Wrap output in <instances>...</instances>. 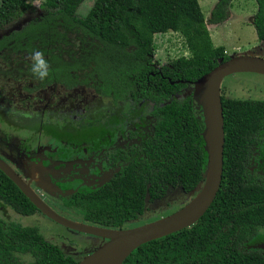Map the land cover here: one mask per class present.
Here are the masks:
<instances>
[{"label": "trees", "instance_id": "16d2710c", "mask_svg": "<svg viewBox=\"0 0 264 264\" xmlns=\"http://www.w3.org/2000/svg\"><path fill=\"white\" fill-rule=\"evenodd\" d=\"M81 1L42 0L34 6L0 0V29L34 13L19 28L0 35V77L24 80L29 96L56 91L72 103L86 99L88 89L91 98L106 97L118 105L124 118L139 102L151 103V132L130 147L126 164L102 187L63 200L83 223L122 228L143 213L146 200L174 187L189 192L201 180L203 125L191 94L180 91L228 58L222 46L212 45L206 24L221 23L232 0H215L206 19L197 0H93L78 16ZM254 1L250 23L264 44V0ZM168 30L182 35L190 56L155 68L153 34ZM34 51H41L50 66L43 80L31 72ZM220 99L224 140L214 198L192 225L139 245L124 264H264V250L252 248L264 242L258 234L264 227V183L253 181L246 168L249 145L264 127V99ZM76 116L81 118L80 112ZM102 118L98 114L89 125ZM107 156L113 165L125 153L113 150ZM0 205L24 217L36 211L1 171ZM21 255L31 257L29 264L77 261L44 239L37 226L0 218V264H20Z\"/></svg>", "mask_w": 264, "mask_h": 264}, {"label": "rangeland", "instance_id": "374dc122", "mask_svg": "<svg viewBox=\"0 0 264 264\" xmlns=\"http://www.w3.org/2000/svg\"><path fill=\"white\" fill-rule=\"evenodd\" d=\"M25 1L34 6L42 2V0ZM92 2L93 0H82L76 9V14L83 16ZM197 2L203 17L208 18L209 10L215 0H197ZM255 9L254 0H232L228 15L221 23H216L215 25L206 24L212 44L222 46L228 56L246 53L263 57L264 45L257 41L253 26L249 23ZM33 16V12L24 14L22 19L1 28L0 35L19 28ZM153 46L154 50L151 59L153 65L157 68L167 64L170 59L179 56H190L184 38L177 31L168 30L164 33L153 34ZM24 86L25 81L22 79L19 81L11 77H0V157L21 178L28 182L34 193L53 211L69 220L83 222L84 220L76 210L65 208L62 204L63 198L68 196L72 189L68 185H65V190L58 186V181L55 179L57 170L52 169L54 165L50 161L53 157L51 153L41 151L43 156H45V158L43 157L44 168L42 169L41 161L34 163L32 157H28L23 152L28 151V148L33 149L35 145L41 146L43 150L47 149V147H50L49 143L52 140L48 135L50 132L48 126L39 124L37 120L29 124L18 117L16 110H21L20 106L25 104L29 96ZM191 89L192 87L188 85L187 89L181 94L184 92L188 93ZM219 92L221 96L229 98L264 99V75L248 72L229 74L222 79ZM86 99H92L89 93ZM94 99L97 102L95 103L96 108L101 109L99 116L103 117L100 123V130L103 133L108 132L107 134L112 137L109 140L115 139L116 144L119 143L121 145L126 142L125 138L131 131L141 132V138L151 132L150 125L154 119L150 114V102L144 101L140 103L129 118H124L120 115L118 116L121 108L118 105H114L116 107L112 108L108 98ZM79 100L85 99L81 97ZM106 109L110 111L106 112ZM73 114L77 115L76 112ZM9 132H17V135H11ZM20 163H23V166H20ZM21 168H24V170ZM76 183H78V180ZM201 184L202 179L188 193H182L178 189L169 193V189L166 192L167 195L160 199L146 200L143 213L135 220L125 222L122 228L141 225L174 212L198 192ZM73 185L78 190L74 183ZM0 218L5 221L13 220L21 225L37 226L44 239L56 244L64 254L70 255L75 260H79L95 246L106 240L74 232L49 221L48 218L39 214L29 217L19 216L7 206L0 208ZM258 234L264 236V227L258 229ZM30 260L31 257L29 255L20 256V264H29Z\"/></svg>", "mask_w": 264, "mask_h": 264}, {"label": "water", "instance_id": "95a60500", "mask_svg": "<svg viewBox=\"0 0 264 264\" xmlns=\"http://www.w3.org/2000/svg\"><path fill=\"white\" fill-rule=\"evenodd\" d=\"M264 75V57L246 53L228 56L191 83V98L202 121L203 149L206 153L202 184L198 192L174 212L130 228H109L69 220L48 207L1 157L0 171L46 218L74 232L106 239L74 264H124L123 259L136 247L192 225L207 209L218 189L222 171L223 118L220 99L222 79L233 73ZM263 249L264 242L252 245Z\"/></svg>", "mask_w": 264, "mask_h": 264}, {"label": "flooded vegetation", "instance_id": "af4514ba", "mask_svg": "<svg viewBox=\"0 0 264 264\" xmlns=\"http://www.w3.org/2000/svg\"><path fill=\"white\" fill-rule=\"evenodd\" d=\"M257 41L263 44L262 41ZM187 86L188 85L180 91V94L187 89ZM85 92V95H88L87 91ZM45 93L46 92L41 91L40 96H29V99L27 98L25 104L20 106L21 110H16V112L18 113L20 111L18 117L22 118V121L24 122L30 124L37 120L39 124L48 126L50 130L48 135L49 138L52 139L49 143L50 147L43 150L41 146L35 145L33 149L28 148V151L23 152H25L28 157H32L34 163L41 161L42 169L44 168L43 164L45 158L42 152L51 153L53 157L50 161L54 165V168L52 169L57 170V172L55 171L57 174L55 179L58 181V186L65 190V185H68L69 188L72 189L68 196L63 198L64 200L74 193H86L102 187L116 172L119 171L120 167L124 166L128 159L131 158L128 154L129 149L132 145L139 143L142 135L141 132L131 131L126 136V142L124 144H116L115 139L109 140L112 139V137L107 134L108 132L103 133L100 130V123L102 121L89 125L90 121L92 122L96 119L101 111L100 108H96V99L77 100L72 103L70 100L65 101L66 95L60 96V92H57V94L56 91H52L50 94ZM188 94H190V91L188 93L184 92L181 95ZM191 101L195 110L199 112L198 108L196 109L192 98ZM142 102L144 101L139 102L137 105ZM111 106L112 108L116 107L113 105ZM108 110L109 109H106L105 111L109 112L110 110ZM74 112L77 114L80 112L82 119L74 115ZM133 112L134 110L130 113V116ZM120 113H118V116H121ZM76 119H81V123L80 121L78 122L80 123L79 125L76 122ZM63 120L64 122L68 121L67 123H64ZM9 133L14 136L17 135V132ZM18 143L21 144L20 142ZM113 150H122L125 153V157H118L112 165L108 161L109 158L107 154L109 151ZM247 159L246 168L251 179L259 184L264 183V127L256 135L254 142L249 145ZM20 166H23V163H20ZM22 170H24V168ZM22 179L25 181L24 178ZM77 180L78 183H76ZM101 181L102 183L100 184ZM73 183L78 187V190L74 188ZM176 189L178 188H170L169 193L174 192ZM166 192L163 193L160 198L166 196ZM63 206L75 210L72 206L69 207L64 204ZM2 207L3 206L1 205L0 208ZM37 214L45 217L36 209L33 215ZM49 221L51 220L49 219Z\"/></svg>", "mask_w": 264, "mask_h": 264}, {"label": "clouds", "instance_id": "9594fccd", "mask_svg": "<svg viewBox=\"0 0 264 264\" xmlns=\"http://www.w3.org/2000/svg\"><path fill=\"white\" fill-rule=\"evenodd\" d=\"M204 19H206V18H204ZM249 23H250V21H249ZM213 25H215V24H213ZM209 38H210V36H209ZM29 59L32 62L31 63L32 74L40 80L45 79L49 75L50 66L48 64V61L44 58V54L41 51H34L33 53L30 54ZM187 85L191 86V83H188ZM190 94H191V91H190ZM220 96H221V94H220ZM227 98H229V97H227ZM243 99H250V98H243ZM199 116H200V114H199Z\"/></svg>", "mask_w": 264, "mask_h": 264}, {"label": "crops", "instance_id": "0c3cea01", "mask_svg": "<svg viewBox=\"0 0 264 264\" xmlns=\"http://www.w3.org/2000/svg\"><path fill=\"white\" fill-rule=\"evenodd\" d=\"M214 46H216V45H214Z\"/></svg>", "mask_w": 264, "mask_h": 264}]
</instances>
